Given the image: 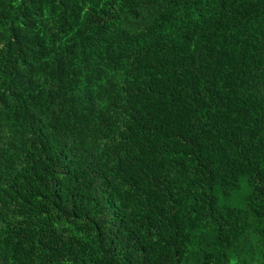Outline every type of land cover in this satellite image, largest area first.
<instances>
[{
	"label": "trees",
	"instance_id": "obj_1",
	"mask_svg": "<svg viewBox=\"0 0 264 264\" xmlns=\"http://www.w3.org/2000/svg\"><path fill=\"white\" fill-rule=\"evenodd\" d=\"M0 264H264V0H0Z\"/></svg>",
	"mask_w": 264,
	"mask_h": 264
}]
</instances>
